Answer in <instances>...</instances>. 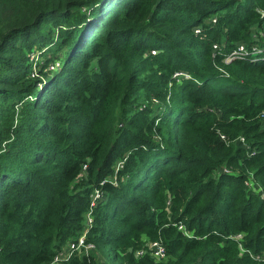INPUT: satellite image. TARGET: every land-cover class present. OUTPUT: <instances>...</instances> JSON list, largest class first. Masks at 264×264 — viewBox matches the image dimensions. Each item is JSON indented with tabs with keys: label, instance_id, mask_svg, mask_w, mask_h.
Returning a JSON list of instances; mask_svg holds the SVG:
<instances>
[{
	"label": "trees",
	"instance_id": "1",
	"mask_svg": "<svg viewBox=\"0 0 264 264\" xmlns=\"http://www.w3.org/2000/svg\"><path fill=\"white\" fill-rule=\"evenodd\" d=\"M260 10L0 0V264H46L84 232L94 253L64 264H264V52L224 62ZM153 240L165 260L136 255Z\"/></svg>",
	"mask_w": 264,
	"mask_h": 264
},
{
	"label": "built area",
	"instance_id": "2",
	"mask_svg": "<svg viewBox=\"0 0 264 264\" xmlns=\"http://www.w3.org/2000/svg\"><path fill=\"white\" fill-rule=\"evenodd\" d=\"M261 18L263 19V22L259 29H257L253 36L254 41L246 44V43H238L236 44L235 48L225 56L224 62L228 63L233 59L236 58H246L250 57L252 60H258L261 59V55L264 52V10H260ZM215 21V19H212ZM199 27L194 28V32L198 33ZM214 48L217 47V45H213ZM31 60L34 62L31 75L36 76V64L41 62L39 54L36 52L31 55ZM58 62H55L54 64H50V69H55L58 67ZM173 78H176L179 80L181 77L189 78L190 75L183 71H176L173 75ZM152 102L154 104L157 103V100L153 99ZM260 120L262 124L264 125V110H262L259 114ZM221 138L224 139V136L221 135ZM240 141H243L242 138L239 139ZM86 169V165H82V170ZM250 182V181H249ZM251 183V182H250ZM259 189L261 192L262 189L259 186H255ZM102 195V192L99 189H95L92 194V201L91 205H94L96 199L100 198ZM262 197H264L263 192H261ZM87 221L90 222L91 219L89 218V215L87 216ZM179 228H183L182 224L178 226ZM85 232L82 233L76 240L68 242L65 246H63L60 250L57 251V253L54 255V257L50 260V262L46 264H64L66 261H68L73 255L78 256H86L89 257L91 254L94 253L95 247L94 244L91 242H87L85 240ZM241 234H238L236 237L241 238ZM144 253H147L150 257H152L155 261H163L167 258V252L165 249V246L162 244L159 240H153V241H146L144 243V246L139 249L136 252L137 256H141ZM102 264V263H98Z\"/></svg>",
	"mask_w": 264,
	"mask_h": 264
},
{
	"label": "rangeland",
	"instance_id": "3",
	"mask_svg": "<svg viewBox=\"0 0 264 264\" xmlns=\"http://www.w3.org/2000/svg\"><path fill=\"white\" fill-rule=\"evenodd\" d=\"M144 103H146V102H144ZM98 260H100L99 262L102 263V264H119L118 261L115 258H110V259L106 260V262L102 258H98Z\"/></svg>",
	"mask_w": 264,
	"mask_h": 264
}]
</instances>
